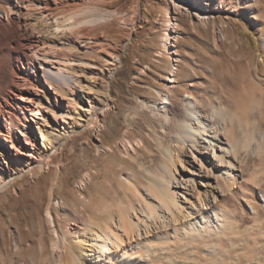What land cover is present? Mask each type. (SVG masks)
<instances>
[{
    "label": "bare ground",
    "instance_id": "obj_1",
    "mask_svg": "<svg viewBox=\"0 0 264 264\" xmlns=\"http://www.w3.org/2000/svg\"><path fill=\"white\" fill-rule=\"evenodd\" d=\"M10 1L13 2L0 0V13L9 18L15 12L20 17L12 18L9 24L0 21V85L5 88L0 91V123L3 121L7 127L4 137L12 141L14 150L45 160L66 145L73 129L63 128L64 131L53 133L47 128L26 126L19 135L13 132L15 125L21 126L15 107L20 85L14 80L30 60L26 54L27 33H36L41 39L50 37V45L56 52L75 50L77 46L66 43L65 30L71 31L67 34L74 37L80 31L87 35L86 26L106 21L108 16L80 13L81 19L64 26L58 14L59 0H46L45 4L28 0L26 13L9 6ZM16 1L23 4L22 0ZM243 1L245 8L259 12L264 19V0ZM172 2L177 10L190 7L182 0ZM195 12L202 22L210 24L204 20L203 13ZM232 12L237 13L238 8L232 7ZM52 18L55 21L49 22ZM10 45L17 49L12 50ZM8 48L13 53L9 59H4L3 51ZM82 61L85 81L97 84L105 92V96L97 100L98 105L104 107L112 94V79L101 76L103 70L98 63ZM121 63L119 57L114 60L115 66ZM207 71L210 86L204 92L208 104L193 92H187L180 95L173 107V97L166 89L155 98L157 105L149 106L146 136L154 141L155 148L150 151L142 143L141 152L149 154L151 162L148 166L139 164L140 179L131 168L115 176L122 193L120 199L106 202L104 197L105 200L101 199L96 205L97 196L87 198V190L83 189L77 198L80 208L67 215V220L76 224L73 232L59 228L55 210L48 206L42 221L54 237L49 255L37 258L38 261L32 259L34 247L23 242L19 227H15V237L0 224V264H199L196 258L203 260V264H264V240L256 241L252 236L254 226L264 221V113L259 119L251 117L254 108L244 88L245 80L225 70L216 72L207 68ZM43 75L53 82L57 95L64 88L67 93L74 88L63 72L47 74L43 71ZM7 77L13 82H5ZM57 95L53 97L55 102ZM146 108L148 106L141 105L140 110L134 111L140 114ZM79 117L82 119L81 115ZM84 124L83 119L80 120V125ZM127 155L133 164L140 157L129 151ZM10 159V152L0 141V160L9 167ZM38 168L40 173L42 167ZM18 180L19 176L3 184L0 192L8 190ZM94 182L92 187H96ZM49 195L52 200L53 190ZM37 203L40 206V202ZM40 244L39 252L43 253L44 247L42 242ZM224 245L232 251V256Z\"/></svg>",
    "mask_w": 264,
    "mask_h": 264
},
{
    "label": "rangeland",
    "instance_id": "obj_2",
    "mask_svg": "<svg viewBox=\"0 0 264 264\" xmlns=\"http://www.w3.org/2000/svg\"><path fill=\"white\" fill-rule=\"evenodd\" d=\"M22 1L23 4L10 1L9 6L26 13L28 0ZM37 1L46 3V0ZM182 2L192 8L185 10L180 7L177 10L172 0H59L58 14L64 26L73 24L74 19H81L80 13L107 15L108 18L82 27L87 29V35L80 31L74 37L68 35L71 31L65 30L66 43L69 41L77 46L75 50L56 52L50 45V37L41 39L36 33H27L29 42L26 45L29 46L26 54L30 60L14 80L20 85L15 107L21 126L15 125L13 132L19 135L26 126L47 128L53 133L62 132L63 128L67 131L73 129L66 145L43 160L14 150L12 141L4 137L7 127L3 121L0 123V141L6 145L11 158L9 167L0 160V187L19 176L8 190L0 192V224L11 230L15 237V227H19L23 242L34 247L31 252L34 261L50 253L49 245L54 234L42 221L48 206L55 210L59 228L73 232L76 224L67 220V215L80 208L77 198L83 189L87 190V198L97 196L94 203L98 205L104 197L106 202L122 197L115 176L128 172L126 169L136 171L140 179L139 164L148 166L151 162L150 155L141 152L142 143L150 151L155 148L154 141L148 134L146 136V128L149 106L157 105L155 98L159 92L166 89L170 92L173 107L180 95L187 92H193L208 104L209 99L204 92L210 86L207 68L216 72L225 70L245 80L244 88L254 108L251 117L259 119L264 113V19L259 12L245 8L243 0ZM234 6L238 8L237 13L232 12ZM194 9L203 13L204 20L210 24L202 22ZM254 13H257V19ZM19 17L15 12L9 18L0 13V21L6 24ZM9 48L17 49L15 45ZM9 48L3 51L4 59H9L13 53ZM116 56L121 59V65H114ZM82 60L98 63L103 70L101 76L112 79V94L108 103L104 102V107L98 105L97 100H101L105 92L97 84L85 81ZM43 71L47 74L63 72L74 88L69 93L64 88L57 95L53 82L43 75ZM5 82L13 81L7 77ZM212 86L215 88L217 85ZM2 89H5L3 84L0 91ZM84 92L86 95H82ZM55 95L58 97L56 102ZM87 96L89 100L85 99ZM141 105L148 106L147 112L136 113ZM79 115L85 122L84 126L80 125L82 119ZM128 151L140 155L138 162H130ZM39 165L42 167L40 173L37 171ZM89 175L97 177L92 180ZM88 179L95 181V188ZM50 190H53L52 200L49 198ZM38 201L40 206H37ZM263 223L254 226L255 233L252 231L256 241L264 240ZM39 239L44 247L43 253L39 252ZM224 247L232 256V251L226 245ZM196 259L200 260L199 264L204 263Z\"/></svg>",
    "mask_w": 264,
    "mask_h": 264
}]
</instances>
